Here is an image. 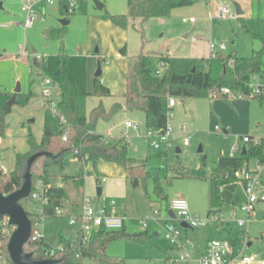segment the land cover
<instances>
[{
	"label": "rangeland",
	"instance_id": "rangeland-1",
	"mask_svg": "<svg viewBox=\"0 0 264 264\" xmlns=\"http://www.w3.org/2000/svg\"><path fill=\"white\" fill-rule=\"evenodd\" d=\"M97 1L104 5L101 11L95 8L92 0L76 5L73 13L68 16L70 23L66 26L63 44L67 57L70 59L73 56L71 62L76 65L81 67L82 55L92 60L90 70L92 77L99 63L101 75L98 79L102 83L105 82L110 90V95L102 99L106 112L115 103L123 105L125 77L131 73L134 57L140 52L157 56L166 55L169 57L167 67L170 71L178 75H187L193 68L196 72L207 71V61L212 55L209 44L212 42L224 43L227 47L224 53L226 56L249 57L253 49L262 48L261 43L254 41L251 34L259 32L264 37V0H240L242 5L234 0H190L192 2L190 5L173 9L168 17L146 20L141 29L137 21H129L127 29H120L103 17L106 13L127 14L126 0ZM232 2L237 3L242 10V14L235 19L229 17L230 14H236ZM65 4L68 2L63 0L61 5ZM55 6H47L40 14L45 18L36 17L33 24L25 28L27 13L23 6L20 3L2 5L0 87L3 89H11L13 93L18 86L17 94H23L21 89H27L25 92L27 94L30 87L31 89L33 87L32 81L37 83V78H44L42 69L34 66V60L50 70H56L60 41L46 39L44 36V30L56 26L57 20L62 16V8ZM220 7H228L229 13H220ZM190 19L193 21L189 22ZM123 47L126 49L124 56L119 53ZM31 49H34L35 53H32ZM22 51H26V54H22ZM262 64L264 65V56ZM78 66H74L73 69ZM86 92L92 94L93 85ZM30 93L31 96L25 105L16 104L11 108L8 114L9 121L13 125L19 117L21 119L19 128L23 129V132L31 133L38 140L41 135L43 109H32L31 101L34 96L32 92ZM54 95L57 99V91ZM98 103L99 99L93 94L87 97L85 102L87 118ZM175 103L176 107L170 110L172 114L170 123L174 128L170 148L161 145L160 151L157 152L150 146L147 138H136L132 130L125 131L124 122L128 120L140 124L139 131L141 134L144 133L146 127L141 111L120 110L107 120L98 119L94 130L109 142H115L122 138L123 133H127L125 141L128 144L129 156L145 160L149 169L176 165L197 168L204 156L207 175L215 168L218 157L222 155L238 157L242 148L249 146L242 143L244 136L251 138V143L264 139V100L260 103L247 96L226 97L214 93L207 98L184 100L175 98ZM180 124L187 127V133L177 129ZM215 126L220 132L214 130ZM19 137L21 135H18ZM186 137L189 143L184 147L182 142ZM233 147L237 148L234 152ZM176 148L180 153L175 152ZM102 163L117 169L118 172L112 176L109 171L101 170ZM79 169L86 174L82 186H77L70 179L77 175ZM122 172V168L117 164L100 161L96 167H92L90 163L85 164L74 159H70L63 169L56 165L47 168L49 176L67 177L64 178L63 189L69 199H75L78 203L82 201L84 195L96 196L97 187L102 189V196L122 199L125 236L108 244L106 253L109 257L124 260L125 264H196L207 241L236 239L240 236L242 246L239 254L252 258L256 264L264 263V202L258 201L251 216L247 218V215L240 211V206L246 199L240 183H237L232 197V210L236 211L235 219L229 217L231 206L224 208L221 214L224 215L223 225L226 229L222 230L217 227L216 219L219 214L207 215L209 211L207 182L172 179L168 184L163 179L160 181L163 195L159 197L154 192L151 179H139L138 185L132 187ZM96 178H105V182L98 184ZM257 191L264 194V183L257 187ZM178 198L185 199L194 218L204 222V226L190 229L181 227L180 223L173 220L180 239L192 245L187 249L190 254L188 262L178 261L184 250L176 249L160 235H153L154 232L160 233L164 230L166 205L172 199ZM21 205L27 211L32 209L26 200L22 201ZM153 210L161 214L156 220L150 218ZM144 219L145 227L141 224ZM237 220H244L245 224L239 227ZM57 222L46 226L52 227V230H48L44 236L45 242L55 250L58 248V227L66 226V223ZM70 227L75 230L74 227ZM133 235H138L139 238L133 240L130 238ZM83 264L95 262L85 259Z\"/></svg>",
	"mask_w": 264,
	"mask_h": 264
},
{
	"label": "trees",
	"instance_id": "trees-1",
	"mask_svg": "<svg viewBox=\"0 0 264 264\" xmlns=\"http://www.w3.org/2000/svg\"><path fill=\"white\" fill-rule=\"evenodd\" d=\"M190 0H126L127 14L111 15L104 14L115 27L127 29L129 21L138 22L141 25L152 18L168 17L175 8L190 5ZM135 24H133V27ZM141 33V30H140ZM66 27L46 28L44 36L46 39L59 40L57 68L51 71L46 66L36 62V67L41 68L45 79H49L57 91V111L54 115L45 109L42 136L39 142L31 133L27 135L28 150L26 153L17 154L15 157V168L10 172H4L0 166V192L8 195L21 186V172L25 161L35 153L47 152L53 157H40L31 166L30 173L33 180H41L45 185L46 204L42 207L44 218H56L55 209L63 206L66 200L65 191L57 187L56 178L49 176L47 168L51 166L63 167L70 159L90 163L96 167L98 162L104 161L119 165L132 187L138 185L139 179H151L154 184V192L157 196L163 195L160 186L161 180L170 184L172 179H187L193 181H205L209 185V211L207 215H217L226 207L231 206L233 193L238 180L236 172L242 171L250 162L264 164V139L259 143H250L245 154L238 157L220 156L215 168L210 174L205 171V157L197 168H184L181 165L175 167H164L149 169L147 163L142 159H135L128 154V144L123 138L115 142H109L104 136L97 134L94 130L98 119L107 120L112 114L124 110L126 112L141 111L144 114L145 127L153 130H164L167 123L169 98L196 99L207 98L211 94H220L225 88L232 92L247 93V82L252 74H264L262 59L264 56V37L261 33H252L254 41L260 42L262 48L253 49L249 57H237L218 53L207 61V71L178 75L165 68L161 76L155 75V68L159 62L166 65L169 58L166 55L148 54L140 52L134 57L132 71L125 77L124 103H115L108 112L102 105V99L110 95V90L105 87L98 78L93 79L92 94L99 99V103L92 109L89 118L85 112V101L89 94L77 88L75 83L67 77V55L63 44ZM120 55L126 54L125 47L119 50ZM15 96L17 105H25L31 93L13 94L0 89V139L4 136L5 118L11 109L7 102ZM223 96V95H222ZM262 102L264 98H257ZM63 117L65 124L60 122ZM68 130L66 141L62 134ZM159 155V154H157ZM171 173V176H169ZM85 173L79 169L78 173L70 179L77 185L82 186ZM67 179V177H64ZM62 178V180H64ZM33 183V182H32ZM262 183L264 179L262 177ZM34 204L31 197L25 199ZM24 201V200H23ZM169 202L166 205L168 209ZM31 221V234L23 246L25 253H31L33 261L55 260L54 264H83L85 259H90L95 264H125L124 260L109 257L106 253L108 244L113 240L122 238L124 226L119 231L99 230L92 233L86 240L81 236L75 239H65L59 235L60 251L50 256L51 248L43 238L34 239L37 230L34 223L39 216L24 209ZM217 227L225 230L226 227L217 220ZM13 227L8 225L6 216H0V256L5 264H12L6 245ZM137 240L138 235L130 236ZM233 246L235 254L242 246L241 237L227 239ZM168 260V259H167Z\"/></svg>",
	"mask_w": 264,
	"mask_h": 264
},
{
	"label": "built area",
	"instance_id": "built-area-1",
	"mask_svg": "<svg viewBox=\"0 0 264 264\" xmlns=\"http://www.w3.org/2000/svg\"><path fill=\"white\" fill-rule=\"evenodd\" d=\"M68 4L63 5V15L68 17L73 10L76 8V5L79 3H84L88 0H65ZM63 0H60L58 3L57 0H0V3H20L23 6L24 11L27 13L26 20L24 22V27H30L33 22L37 18L44 19V16H40L42 11L47 6H54L56 4H62ZM37 5H41V8H37ZM64 8L67 10L64 13ZM220 13H229V8H219ZM229 17L231 19H235L237 15L230 14ZM184 22L186 20H183ZM192 22L193 19L188 20ZM209 49L211 52V57H215L218 53H224L227 49L224 43L212 42L209 44ZM22 54H26V51H22ZM167 65L164 62H159L157 67L155 68V75L161 76L164 72ZM42 82V98L44 101L45 109L51 111L52 114L58 115L57 111V99H55V87L52 85L49 79L41 78ZM247 93L241 94L238 92H232L229 89L223 88L220 91V94L223 96H237L238 98H242L247 96L252 99L264 98V74H252L249 77V80L246 84ZM217 95V94H215ZM175 106V99H168V108L172 109ZM172 119V114L169 112L167 114V123L164 130H153L146 128L144 133H140V124L133 123L131 121L126 120L124 122L125 131L132 130L135 134L136 138H147L150 146L155 151H160L161 145L164 147L170 148L172 146L171 136L174 134V128L172 127L170 121ZM60 122L65 124L63 117L60 116ZM179 131L183 133H187V127L184 124H180L177 128ZM216 132H220L217 126L214 127ZM68 134V130L62 134V140L66 141ZM127 133L122 134V138L125 140ZM251 138L248 136H244L242 138V143L250 144ZM259 141L255 142V144L259 143ZM188 138H184L182 145H188ZM237 148L233 147L232 152L236 151ZM264 153V149H263ZM264 171V164L260 165L257 162H250L242 171L236 172L235 177L238 180V183L242 185L244 194L246 196L245 202L240 206V211L247 215L249 218L254 210V206L258 201L264 202V194L259 193L257 191V187L262 184V177ZM101 181H105L101 179ZM31 186V191L29 196L31 200L37 204L36 214L39 216L37 221L34 223V228L37 230L35 233L34 239H39L43 234L42 221L45 219L42 216V207L46 204L45 197V185L41 180H33ZM28 196V197H29ZM122 203L117 199H106V198H98V199H89L85 198L81 205L72 206L71 213L66 215L64 206L55 209V217L56 218H66V221L69 226H72L76 230V236H81L83 240H86L92 233L97 232L99 230L105 231H119L122 230L124 226L125 216L122 214ZM168 210H171L175 216V221L178 223H185L188 225V228H193L197 226H204V222L201 220H197L189 211L188 203L185 199L178 198L172 199L169 202L168 209L165 213L164 220V230L160 232L164 239L168 240L172 245L176 247L178 250H184V253L181 254L178 258V261L188 262L190 260L188 248H191L192 245L190 242L185 240H181L179 237V231L174 223V221L168 216ZM229 217L231 219H235L236 211L229 210ZM158 216H161L159 211L153 210L151 211L150 218L156 220ZM224 215L219 213L216 221H220L224 223ZM144 227L146 226V219H144L141 223ZM245 224L244 220H237V225L239 227ZM61 246L57 250H50V256H53L56 251H60ZM196 264H256L255 261L247 256L234 252V248L232 244L228 240H212L208 241L206 244L204 254L198 259ZM264 264V263H260Z\"/></svg>",
	"mask_w": 264,
	"mask_h": 264
},
{
	"label": "crops",
	"instance_id": "crops-1",
	"mask_svg": "<svg viewBox=\"0 0 264 264\" xmlns=\"http://www.w3.org/2000/svg\"><path fill=\"white\" fill-rule=\"evenodd\" d=\"M236 2H239L241 5H242V2H240V0H234ZM58 3L60 2L57 1ZM87 2V1H86ZM85 3V2H84ZM4 4V3H3ZM2 4V5H3ZM37 8H41V5H37L36 6ZM55 7H61L62 8V16L59 18L61 19L62 17H64L63 15V6L61 4H56ZM240 7V6H239ZM47 7L44 8L43 11H45ZM79 8V7H77ZM241 9V8H240ZM42 11V12H43ZM242 12V10H241ZM109 14V13H108ZM236 15V14H235ZM239 16V15H237ZM45 18V17H44ZM68 19V17H66ZM58 19V20H59ZM58 20H57V23H56V26H53V27H47V28H55V27H58L60 26V24L58 23ZM70 20V19H69ZM61 27V26H60ZM32 50L34 49H31V52ZM227 50V49H226ZM226 52V51H225ZM224 52V53H225ZM33 53V52H32ZM252 53V52H251ZM73 56H71V58L69 59L68 58V62H67V77L69 79V81L75 83V85L77 86V88L81 91H85L86 90H89L92 85H93V79H94V76L92 77L91 75V66H92V60H90L89 57L85 56V55H82L81 56V60H82V64H81V67L78 66V64L76 65L75 63L71 62ZM169 58V57H168ZM95 61V60H94ZM36 63V61L34 60L33 64ZM169 63V62H168ZM74 66H78L76 69H73ZM168 66V64H167ZM54 68V67H53ZM263 68H264V65H263ZM167 69H169V67H167ZM55 69H51V71H54ZM90 72V73H89ZM93 78V79H92ZM37 83H35L34 81H32L33 83V87L31 89L30 87V90L28 92H32L33 93V96L34 98L32 99L31 103H32V109H37V110H41V108L43 109V116H42V121H41V135H40V138L37 140V142L40 141L41 139V136H42V128H43V120H44V113H45V107H44V101H43V98H42V82H41V79L37 78ZM102 83V82H101ZM35 84V85H34ZM104 86H106L107 84L105 82L102 83ZM108 88V86H106ZM1 90L3 91H6V92H9V93H12L11 89H3L2 87H0ZM27 91V89H21V92L23 94H25V92ZM124 92H125V89H124ZM86 102V101H85ZM261 103V102H260ZM176 107V103H175V106L173 108ZM11 112V111H10ZM31 111H29L30 113ZM86 112V111H85ZM28 113V114H29ZM9 118H10V115H7L6 118H5V131H4V136L3 138L0 139V166L1 168L3 169L4 172H10L12 171L14 168H15V157L17 154H21V153H26L27 150H28V143H27V135H28V132H23V129H20L19 128V122H20V118L17 117L16 118V121L15 124H11L10 121H9ZM22 118V116H21ZM36 119V118H35ZM29 122H33V120H29ZM18 135H21V137L18 138ZM35 138V137H34ZM183 146V145H182ZM186 147V146H184ZM178 148L175 149V152ZM177 153V152H176ZM180 153V151H179ZM178 154V153H177ZM224 156V155H222ZM219 158V157H218ZM218 160V159H217ZM65 166V165H64ZM64 166L61 168L59 167L60 169H63ZM100 167H101V170H106V171H109L110 174H112V176H114L113 174L117 173L118 170L117 169H114V168H111L108 164H100ZM114 167V166H113ZM123 170V169H122ZM125 176V173L124 171L122 172ZM126 177V176H125ZM56 178L55 182H56V186L57 187H61L63 188L64 185H63V181L62 180V177H55ZM101 179H104L105 178H101ZM101 179L99 178H96V181L98 184L102 183ZM127 179V178H126ZM263 179H264V171H263ZM105 182V181H103ZM127 182V180H126ZM263 184V183H262ZM237 187V186H236ZM100 188V187H97L96 188V196H93V197H87V196H83L82 197V201L81 202H77L75 199H69L67 196H66V200L65 202L63 203V206H64V210H65V213L66 215L70 214L72 211H71V207L72 206H79L82 204L83 200L85 198H89V199H98V198H106V199H117L119 200L123 207H124V204H123V201L121 198H118V197H106V196H102L100 194V197H97V189ZM100 191L102 192V189L100 188ZM84 194V193H83ZM65 195H66V192H65ZM188 203V202H187ZM189 206V205H188ZM122 207V208H123ZM233 207V202L231 203V209ZM31 210H29V212L31 213H36V209H37V204L34 203V204H31ZM122 212V210H121ZM122 214L124 215V213L122 212ZM55 221H58L57 223H66V226L64 225H60L58 227V235H57V245H58V248L60 247V243H59V235L63 236L65 239H70V240H73L76 238V230H73L67 223L66 221V218H45L43 221H42V224H43V234H42V238H43V241L45 242L44 240V236L46 235V233L49 231L52 230V227L50 228H46V226H50L51 223H54ZM124 226H125V221H124ZM219 229V228H218ZM155 233V232H154ZM153 233V234H154ZM160 236H162L160 233H159ZM208 242V241H207ZM207 242L205 243L204 245V248L202 249V253L201 255L197 258L199 259L205 252V248H206V244ZM46 243V242H45ZM47 245H49L48 243H46ZM50 248H54L52 246L49 245ZM57 248V249H58ZM56 249V250H57ZM55 250V249H53ZM0 261H1V264H5L3 258H1L0 256Z\"/></svg>",
	"mask_w": 264,
	"mask_h": 264
},
{
	"label": "water",
	"instance_id": "water-1",
	"mask_svg": "<svg viewBox=\"0 0 264 264\" xmlns=\"http://www.w3.org/2000/svg\"><path fill=\"white\" fill-rule=\"evenodd\" d=\"M93 5L99 11L104 8V5L97 1L92 0ZM235 7L236 15H241V9L239 5L235 2H232ZM2 8V4L0 3V9ZM67 10L64 8V13ZM58 23L61 27H66L69 25L70 20L65 16L58 20ZM35 53V50H32ZM34 66H37L34 63ZM195 69L193 68L190 73H195ZM101 75V68L98 63L97 70L94 74L95 78H98ZM19 93V87L13 91V94ZM7 107L12 108L16 105L15 96H12L11 99L7 102ZM179 153V149L176 150ZM246 148L243 147L241 154H245ZM53 157L52 154L47 152H38L30 156L24 163L22 172H21V186L19 189L13 191L8 195H3L0 192V216H6L8 219V225L13 227V231L9 236L8 243L6 245V250L9 256V259L12 264H54L57 261L55 260H44V261H33L31 259V253H25L23 251L24 244L28 241L31 234V221L29 220L26 211L24 210L21 202L28 198L31 186H32V177L30 173V169L32 164L40 157ZM101 191L100 188L97 189V197H100ZM168 216L175 220V216L171 210H168ZM183 228H188V225L185 223L180 224ZM153 235L159 236V232H155Z\"/></svg>",
	"mask_w": 264,
	"mask_h": 264
}]
</instances>
